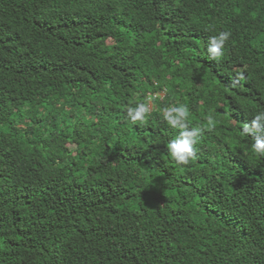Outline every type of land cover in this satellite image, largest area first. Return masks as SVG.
<instances>
[{
	"label": "trees",
	"instance_id": "1",
	"mask_svg": "<svg viewBox=\"0 0 264 264\" xmlns=\"http://www.w3.org/2000/svg\"><path fill=\"white\" fill-rule=\"evenodd\" d=\"M259 111L264 0H0V264H264Z\"/></svg>",
	"mask_w": 264,
	"mask_h": 264
},
{
	"label": "clouds",
	"instance_id": "2",
	"mask_svg": "<svg viewBox=\"0 0 264 264\" xmlns=\"http://www.w3.org/2000/svg\"><path fill=\"white\" fill-rule=\"evenodd\" d=\"M231 33L220 31L217 35L209 38L208 53L210 58L219 60L223 56L226 41ZM244 79L243 73L239 74ZM150 107L147 101L136 104L135 107L127 109L128 118L135 125L148 123ZM164 120L174 129L179 130L178 135L167 144V150L172 159L178 164L186 165L197 157V144L200 141L202 132L207 129L212 131L216 128L217 121L212 115L207 116L206 123L202 126L190 127L188 119L190 109L187 104L172 105L161 109ZM241 134L254 139L252 149L258 156L264 157V111L257 112L250 122L243 124Z\"/></svg>",
	"mask_w": 264,
	"mask_h": 264
},
{
	"label": "rangeland",
	"instance_id": "3",
	"mask_svg": "<svg viewBox=\"0 0 264 264\" xmlns=\"http://www.w3.org/2000/svg\"><path fill=\"white\" fill-rule=\"evenodd\" d=\"M162 96V95H161ZM149 107H150V109L152 108V105L151 104H149Z\"/></svg>",
	"mask_w": 264,
	"mask_h": 264
},
{
	"label": "bare ground",
	"instance_id": "4",
	"mask_svg": "<svg viewBox=\"0 0 264 264\" xmlns=\"http://www.w3.org/2000/svg\"><path fill=\"white\" fill-rule=\"evenodd\" d=\"M214 140V139H213ZM237 142V141H236ZM236 191V190H235Z\"/></svg>",
	"mask_w": 264,
	"mask_h": 264
}]
</instances>
